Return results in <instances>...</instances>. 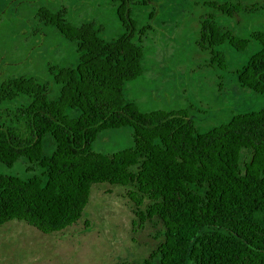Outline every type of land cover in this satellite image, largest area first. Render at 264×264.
<instances>
[{"label":"trees","instance_id":"1","mask_svg":"<svg viewBox=\"0 0 264 264\" xmlns=\"http://www.w3.org/2000/svg\"><path fill=\"white\" fill-rule=\"evenodd\" d=\"M156 1L112 0L126 32L110 42L95 23H69L66 10L40 13L77 43L78 63L50 69L61 86L54 99L34 78L0 85V163L25 158L32 174L0 176V227L23 222L44 235L63 233L82 220L94 188L109 185L124 189L138 223L156 230L159 242L140 264H264V108L200 133L184 112L145 113L125 96L144 55L130 7ZM210 7L227 16L254 9ZM219 24L202 18L199 47L220 64L225 43L243 51L257 41L260 51L237 79L264 96V34L243 39ZM122 128H132L131 148L95 151L103 132Z\"/></svg>","mask_w":264,"mask_h":264},{"label":"rangeland","instance_id":"2","mask_svg":"<svg viewBox=\"0 0 264 264\" xmlns=\"http://www.w3.org/2000/svg\"><path fill=\"white\" fill-rule=\"evenodd\" d=\"M244 4L253 12L224 15L210 4ZM67 11L75 27L95 23L110 42L125 34L112 0H0V85L14 78H34L57 98L61 86L50 69L78 63L77 43L45 25L40 13ZM215 17L221 29L249 39L264 34V0H157L130 7L135 38H143L142 75L126 85L125 96L145 113L184 112L200 133L227 123L243 112L264 108V96L243 88L241 70L261 49L251 40L238 51L225 43V63H214L199 47L203 17ZM144 30V31H143ZM133 146L132 128L103 132L94 145L98 153ZM29 161L13 167L0 163V176L28 178ZM156 230L139 224L122 188H94L82 220L56 235H44L23 222L0 227V264H140L156 248Z\"/></svg>","mask_w":264,"mask_h":264}]
</instances>
